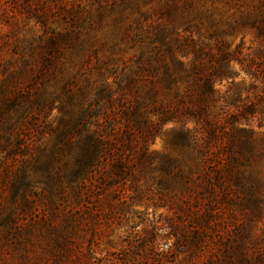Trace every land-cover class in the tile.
Returning <instances> with one entry per match:
<instances>
[{"label": "rangeland", "instance_id": "374dc122", "mask_svg": "<svg viewBox=\"0 0 264 264\" xmlns=\"http://www.w3.org/2000/svg\"><path fill=\"white\" fill-rule=\"evenodd\" d=\"M200 3L202 41L213 47L218 30L239 47L213 84L202 160L182 158L178 125L166 123L148 160L140 144L122 176L109 160L82 180L64 169L78 119L88 110L93 129L94 95L119 94L135 65L126 37L151 33L164 0H0V98L22 105L17 145L0 157V264H264V37L251 23L231 28L241 15L226 0Z\"/></svg>", "mask_w": 264, "mask_h": 264}, {"label": "trees", "instance_id": "16d2710c", "mask_svg": "<svg viewBox=\"0 0 264 264\" xmlns=\"http://www.w3.org/2000/svg\"><path fill=\"white\" fill-rule=\"evenodd\" d=\"M201 1L210 0H164V5L156 10L158 21L151 27V33L139 29L135 38L126 37L134 52L135 65L121 74L123 85H119V94H112L107 89V94L94 95L89 106L94 104L90 116L96 125L93 129L86 125L88 110L78 119V138L67 147L70 156L73 154L72 161L68 159L64 169L69 171L70 168L84 180L97 172L103 162L111 160L112 173L122 176L126 156L134 154L140 144L139 161L143 163L149 159L148 148L166 123L178 125V129L172 131L173 144L180 148L182 158L189 157L187 152L192 150L195 160H202L199 127L204 118L212 116L216 94L213 84L216 79L227 76L229 64L237 60L239 47L230 51V45L224 42L226 34H220L218 30L210 34L213 47L202 41L199 26L203 25L201 18L204 19L208 10ZM226 2L241 15L239 19L233 16L229 20L231 28L251 23L258 35L264 37L262 5L263 10L252 7L248 0ZM143 17L139 15L140 20ZM210 23L214 21L210 20ZM112 62L108 60L105 64ZM148 78L150 80L144 84ZM181 85H184L182 91ZM136 87L140 92L129 100L128 95ZM142 88L148 89L149 93L142 95ZM21 111L20 103L0 98V157L13 153L10 147L17 145L18 138H13V132L21 121ZM228 120L226 124L231 125ZM189 122L193 124L192 129L186 128ZM209 125L208 149H211L216 139L211 119ZM136 134H141L139 140ZM191 164L188 172L193 176L198 173V166H194L193 160ZM4 224L3 220L1 225Z\"/></svg>", "mask_w": 264, "mask_h": 264}]
</instances>
